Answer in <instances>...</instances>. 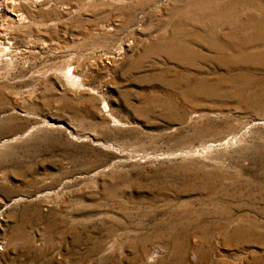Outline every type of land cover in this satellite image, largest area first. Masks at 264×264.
Masks as SVG:
<instances>
[{
    "label": "rangeland",
    "instance_id": "374dc122",
    "mask_svg": "<svg viewBox=\"0 0 264 264\" xmlns=\"http://www.w3.org/2000/svg\"><path fill=\"white\" fill-rule=\"evenodd\" d=\"M20 1L0 264H264V0Z\"/></svg>",
    "mask_w": 264,
    "mask_h": 264
},
{
    "label": "bare ground",
    "instance_id": "6f19581e",
    "mask_svg": "<svg viewBox=\"0 0 264 264\" xmlns=\"http://www.w3.org/2000/svg\"><path fill=\"white\" fill-rule=\"evenodd\" d=\"M4 1L6 2L5 4H8V5H12V9H13V11L14 10H16L15 9V7L17 6V4H15V0H3V1H0V6H2V4L4 3ZM27 1V0H26ZM29 1V0H28ZM17 2H18V0H17ZM16 2V3H17ZM19 2H21L20 0H19ZM18 2V3H19ZM23 2V1H22ZM38 2V1H37ZM7 5V6H8ZM18 6H20L19 4H18ZM17 6V7H18ZM16 7V8H17ZM2 12H0V21H2L1 20V16H3V14H1ZM14 14V16L16 15H22V16H20L21 17V19L23 18L24 19V14L23 13H18V12H15V13H13ZM18 16V17H19ZM16 18V17H15ZM4 20V19H3ZM27 20V19H26ZM6 28V27H5ZM7 30V29H6ZM10 30V29H9ZM8 36H11V35H8ZM8 36H7V33L4 31V29H3V26H1L0 25V50H2V52H4V50H6L7 49V46L5 45V43H8V41H6V40H9L8 39ZM11 38V37H10ZM3 40H4V42H3ZM10 43V42H9ZM9 48H11V47H9ZM8 50V49H7ZM1 52V51H0ZM6 52V51H5ZM5 55H7L6 53H5ZM3 57V56H2ZM6 57V56H5ZM0 60H6V58H1Z\"/></svg>",
    "mask_w": 264,
    "mask_h": 264
}]
</instances>
